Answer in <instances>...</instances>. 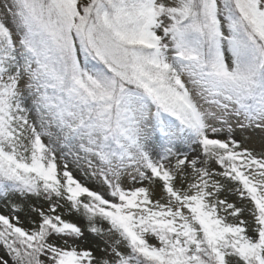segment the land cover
Instances as JSON below:
<instances>
[{
  "label": "snow or ice",
  "instance_id": "snow-or-ice-1",
  "mask_svg": "<svg viewBox=\"0 0 264 264\" xmlns=\"http://www.w3.org/2000/svg\"><path fill=\"white\" fill-rule=\"evenodd\" d=\"M0 264H264V0H0Z\"/></svg>",
  "mask_w": 264,
  "mask_h": 264
},
{
  "label": "rangeland",
  "instance_id": "rangeland-1",
  "mask_svg": "<svg viewBox=\"0 0 264 264\" xmlns=\"http://www.w3.org/2000/svg\"><path fill=\"white\" fill-rule=\"evenodd\" d=\"M3 201H0V211H4V208L2 207Z\"/></svg>",
  "mask_w": 264,
  "mask_h": 264
}]
</instances>
